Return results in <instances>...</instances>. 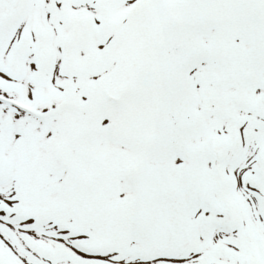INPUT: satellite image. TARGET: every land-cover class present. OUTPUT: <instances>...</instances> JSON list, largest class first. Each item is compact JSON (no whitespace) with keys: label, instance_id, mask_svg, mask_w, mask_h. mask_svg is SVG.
I'll list each match as a JSON object with an SVG mask.
<instances>
[{"label":"snow or ice","instance_id":"6c2138e0","mask_svg":"<svg viewBox=\"0 0 264 264\" xmlns=\"http://www.w3.org/2000/svg\"><path fill=\"white\" fill-rule=\"evenodd\" d=\"M0 264H264V0H0Z\"/></svg>","mask_w":264,"mask_h":264}]
</instances>
